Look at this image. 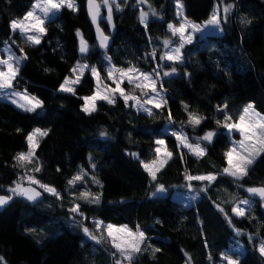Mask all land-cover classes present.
<instances>
[{
    "label": "trees",
    "instance_id": "obj_1",
    "mask_svg": "<svg viewBox=\"0 0 264 264\" xmlns=\"http://www.w3.org/2000/svg\"><path fill=\"white\" fill-rule=\"evenodd\" d=\"M86 1L75 0L78 11L61 9L53 21L46 23L47 33L41 43L33 46L22 43L10 23L22 19L35 0H0V53L9 44L15 50L23 48L27 54L14 82L15 90H26L43 102L41 110L26 113L0 97V195H9L7 189L19 177L34 176L63 197L59 205L48 210L14 199L0 212L3 264H115L110 245L94 244L83 233L69 228L66 208L73 203L81 205L86 227L99 220L105 225H127L133 231L139 226L145 231L142 251L134 256L132 264H221L225 253L238 259L239 264H264V255L259 252L264 243L262 204L256 199L243 217L231 211L239 200L252 198L239 186L264 187V153L242 180L222 172L227 167L224 154L230 148L222 126L225 112L234 118L252 104L264 115V1L229 0L235 3V12L221 23L223 35H206L184 47V62L175 65V74L162 79L167 104L153 109L151 116L126 106L119 96L114 104L98 102L96 111L86 114L81 97L93 95L96 86L90 72L74 86L75 95L58 89L72 75L77 62L95 67L102 78L109 59L116 68L135 66L153 72L161 63L162 38L173 17L172 0H147L151 7L162 10V19L148 20L147 27L140 22L135 0H118L122 10L113 5L111 34L101 21L104 33L113 40L105 53H100L94 43ZM179 1L185 16L196 23L210 19L217 2ZM77 30L89 45L86 57L79 53ZM153 49L155 59L150 55ZM162 65L170 70V64ZM123 88L130 90L126 84ZM225 104L224 112L217 110ZM184 105L188 111L205 117L199 126L193 128L187 123ZM169 110L174 123L167 118ZM35 128L49 130L48 135L41 138L33 163L21 167L16 154L28 151L26 136ZM180 130L190 140L213 131V140L205 146L206 155L193 157L178 147L171 133ZM101 132L106 135L101 136ZM156 139H164L173 156L153 182L141 160L153 158ZM132 153H137L139 159ZM37 166L39 172L33 170ZM81 170L88 173L84 182L70 186L68 181ZM185 171L217 175L207 191L197 200H189V205L186 198L172 196L174 188L185 186ZM93 176L100 184L93 182ZM192 183L199 186L196 181ZM157 184L165 185L167 192L153 196ZM76 191L99 194L100 203L79 200L74 197ZM219 208L224 209L231 223ZM236 241L243 246V253L232 250ZM154 248L160 251L154 252Z\"/></svg>",
    "mask_w": 264,
    "mask_h": 264
},
{
    "label": "snow or ice",
    "instance_id": "obj_2",
    "mask_svg": "<svg viewBox=\"0 0 264 264\" xmlns=\"http://www.w3.org/2000/svg\"><path fill=\"white\" fill-rule=\"evenodd\" d=\"M139 3H147V0H139ZM113 5H115L118 10H122L118 0H87V11L92 23L96 25L99 45L102 48L107 47L109 37L103 33L99 26L101 8L104 7L107 9L106 20L111 25L113 19ZM65 7L72 11H78V5L75 3V0H35L31 9L24 14L22 19L11 21L10 28L13 33L18 32L26 44L33 46L39 45L42 37L47 33V28L45 26L46 22L53 21L56 14ZM232 7L233 5L229 4L223 8L225 20L227 19L226 14L231 11ZM149 8H151V5H149ZM176 8L180 23L178 25L169 23L167 29L173 37H177L178 39L175 46H173L172 40L164 39L163 45L165 51L159 57L161 61L168 62L171 65L170 70H164V66L161 64H157L151 73L141 71L135 66L123 69L116 68L113 65L107 71V79L111 80L112 84L115 85V87H112L106 83L102 84V77L95 67L89 69L88 64L77 62L71 69L72 75L64 79L58 90L75 95L74 85L79 83L80 78L86 70H90L92 76L96 80V89L93 95L81 97L84 101L82 111L86 114L91 115L92 112L96 111V102L98 100H104L109 104H114L118 94L119 98L123 99L126 106H133L137 111H143L150 116L154 115L153 109H160L162 105L167 104V100L162 94V77L172 76L177 72V67L175 65L184 62L182 50L185 45L193 42L195 33H203L209 27L222 31L220 28L221 16L219 6H217L211 18L203 24L191 21L184 16L183 5L179 0H176ZM152 15H157L154 9L152 10ZM148 16V12L143 10L140 11L139 19L145 27H147ZM242 22L251 23V21L244 20H242ZM77 36L80 37L79 52L81 54H86L89 50V45L79 30H77ZM13 43H15V41H13ZM3 51L7 52L8 55L6 58L0 57V94L12 97L11 102L23 111L36 112L38 108L43 107V102L39 98L28 94L26 90L23 92L14 90V82L20 73L22 62L27 59V54L24 53L23 48H20L21 55H16V53L12 51L11 46L6 47ZM150 55L155 59L156 50L153 49ZM125 80L131 85V92L122 87ZM157 84H160V88L157 87ZM136 90H139V95L133 94ZM129 101H132L131 105H129ZM149 105H151V107H149ZM184 109L188 112L187 123L193 128L199 126L203 119H205V117L194 111H188L187 105H184ZM225 109H227V104L223 105V107H217V110L221 112H224ZM167 118L170 123H174L170 110ZM217 123L221 124V121L217 120ZM222 126L228 129L229 133L235 131L240 135V139L234 141L233 147L224 154L227 167L223 168L222 172L232 177L234 180H242L248 175L249 168L255 162L256 157L260 153H264V115L256 112L252 104H248L242 109V112L238 115L236 120H233L232 116L225 112ZM48 131L49 130L46 129L35 128L26 136L28 151L19 152L15 157V160L21 167L25 164L33 163L36 159V149L39 147V138L47 136ZM100 135L104 136L106 133L101 132ZM171 135L175 137L178 147L188 149V151L197 158L206 155V148L202 147L199 142H190L187 134L182 130L172 131ZM214 135V132L209 131L203 137H198L197 141L203 140L211 143ZM154 143L157 145L154 149V158L147 162L141 160L142 167L149 174L153 182L157 180L158 173L167 166L173 156V152L168 150L165 146L164 139H156ZM131 155L139 159L137 153H132ZM181 159H183V153H181ZM89 160H91V157H89ZM91 167L95 169V164L93 163ZM33 170L39 172L40 167L37 166ZM87 175V172L81 170V172L77 173L68 181V184L75 187L78 182L83 183L84 177ZM92 179L94 183L100 184V181L94 176ZM184 179L186 181L185 187L191 193H194L191 199H196L200 192H206L207 186H210L216 181L217 175L215 173L193 175L185 171ZM21 180H23V177H21ZM27 180L29 184L38 185L44 192L55 196L57 199H63L61 194L53 186L43 184L34 176H28ZM193 181H199L202 184L207 182V184L197 190L193 186ZM246 191L254 196L260 197V199L264 201V187H250L247 188ZM8 192L11 193V195H0V207L8 204L14 196L23 197L28 201L35 202L42 195L36 188L24 187L21 182H17L14 187H10ZM166 192L167 189L165 185L157 184L152 195L157 196L158 194H165ZM76 198L90 204L100 203V195L90 191L80 192ZM241 205H250V201L248 199H243L235 204L231 211L236 216L242 217L246 214L245 208L241 207ZM80 209L81 205L79 203H73L68 209L70 213L75 214L73 216L74 220L76 216L87 219ZM219 210L225 214L226 218H228V222L231 223V218L227 216L224 209L219 208ZM94 224L97 231H99L101 227L104 228L107 235V242L115 250L112 254L116 257L115 264H125V262H127V264H132L134 256L142 251L141 246L146 240L145 231L141 230L139 226L136 227L135 231L128 228L127 225L116 228L112 224L104 225V222L99 220L94 221ZM82 230L85 235L89 236L93 241L98 244L101 243V238L104 235L103 232L101 236L98 237L86 226L83 227ZM153 251L159 252L160 249L154 248ZM259 252L261 255H264V243L261 244ZM190 259L189 257V260ZM209 259H211V257H209ZM223 260L226 261V264H239L238 259H233V257L227 253L223 254ZM0 264H3V257H0Z\"/></svg>",
    "mask_w": 264,
    "mask_h": 264
},
{
    "label": "rangeland",
    "instance_id": "obj_3",
    "mask_svg": "<svg viewBox=\"0 0 264 264\" xmlns=\"http://www.w3.org/2000/svg\"><path fill=\"white\" fill-rule=\"evenodd\" d=\"M262 1H264V0H262ZM182 5H183V3L181 2V1H179ZM172 3H173V7H174V11L172 12V15H173V17H172V20L169 22V23H173V24H179L180 23V18L177 16V8H176V0H172ZM229 4H231V5H233V7H232V9H231V11L230 12H228L226 15H227V19L225 20L224 19V16H225V13L223 12V8L225 7V6H227V5H229ZM135 6L138 8V11H139V16H140V11L141 10H143V11H146V12H148L149 13V16H148V19H147V21L148 20H151V19H162V10L161 9H155V8H153V7H151V8H148V9H143V8H141L140 6H138L136 3H135ZM217 6H219V8H220V16H221V23H223V22H227L228 21V17L231 15V14H233L234 12H235V3L234 2H232V1H229V0H217V2H216V6H215V8H214V11L216 10V8H217ZM155 10L156 11V13H157V15H155V16H153L152 15V10ZM213 11V12H214ZM183 13H184V16H185V10H184V5H183ZM58 14V13H57ZM56 14V15H57ZM213 14V13H212ZM106 15H107V9L106 8H104V7H102L101 8V19H102V21H104L107 25H108V28H109V32H110V34L112 33V30H111V27H112V24L110 25L108 22H107V20H106ZM190 20V19H189ZM192 21V20H191ZM47 23V22H46ZM168 23V24H169ZM204 23V22H203ZM203 23H201V24H203ZM167 24V25H168ZM220 28L222 29V31H220V30H218V29H216V28H213V27H209L208 29H206L203 33H201V32H197V33H195V36H194V39H193V42L192 43H195L198 39H203L204 37H206V35H223V33H224V29L222 28V26H221V24H220ZM18 35H19V33L18 32H16ZM220 33V34H219ZM19 37H20V39L22 40V43H24V44H26L25 42H24V40L21 38V36L19 35ZM164 39H170V40H172L173 41V46H175V44H176V41H177V37H173L172 35H171V33L168 31V29H167V26H166V33H165V36L162 38V43H163V40ZM191 43V44H192ZM186 45H189V44H186ZM185 45V46H186ZM8 46H10L9 44H7V45H5V47L3 48V49H5L6 47H8ZM3 49L1 50V53H0V57H3V58H6L7 57V55H8V53L7 52H5V51H3ZM11 49H12V51L13 52H15L16 53V55H21V53H20V48H16L17 50H15V49H13L12 48V46H11ZM184 49V48H183ZM165 51V48H164V45H163V52ZM183 51V50H182ZM162 63L163 64H167L168 62H165V61H161V65H162ZM83 64V63H82ZM169 64V63H168ZM112 67V65L110 64V62L107 64V68H106V76L104 77V78H102V84L103 83H106V84H108V85H111L112 87H115V85H113L112 84V81L111 80H108L107 79V71H108V69L109 68H111ZM89 69H90V67H89ZM164 70H166L165 68H164ZM86 72H90L91 73V71L90 70H86L85 72H84V74L86 73ZM83 74V75H84ZM162 79H165L164 77H162ZM94 81H95V85H96V80H95V78H94ZM124 84H126L127 85V87H128V89H130L129 90V92H131L132 91V88H131V85H129L128 83H127V81L125 80V82H124ZM123 84V85H124ZM123 85H122V87H123ZM75 86V85H74ZM95 89H96V86H95ZM14 90H15V88H14ZM15 91H17V90H15ZM133 94H136V95H139V90H136V92L135 93H133ZM117 96H118V94H117ZM0 97H1V99L3 100V101H5V102H8V103H10V104H12L13 106H15L17 109H19L20 111H22V112H25V111H23L21 108H18L15 104H13L12 102H11V99H12V97H9V96H7V95H4V94H0ZM100 101H104V100H98L97 102H96V109H97V103L98 102H100ZM129 103L130 104H132V101H129ZM149 107H151V105H149ZM135 108V107H134ZM136 109V108H135ZM39 110H41V108H38L37 109V111H39ZM36 111V112H37ZM95 112V111H94ZM94 112H92V113H94ZM141 112H143V111H141ZM26 113H32V112H26ZM145 113V112H144ZM237 117L238 116H234V118H233V120H236L237 119ZM209 132V131H208ZM213 132V131H212ZM207 132H205L201 137H203L205 134H206ZM225 133H226V135L228 136V138H229V140H230V148L231 147H233V142L234 141H237V140H239L240 139V135H239V133L238 132H235V131H233V132H231V133H229V131H228V129H226V131H225ZM42 138V137H41ZM41 138H39V142H40V140H41ZM213 138H214V136H213ZM213 138H212V140H213ZM189 141L190 142H192V143H196V142H199L200 144H201V146L202 147H204L205 148V146L207 145V144H209V142L208 141H203V140H200V141H197V138H194V139H192V140H190L189 139ZM163 147V146H162ZM229 148V149H230ZM188 154H190V155H192L189 151H188V149H186V148H183ZM262 153H260L257 157H256V159H255V162H256V160L259 158V156L261 155ZM154 156H155V153H154ZM154 156H153V158H154ZM193 157H196V156H194V155H192ZM152 158V159H153ZM145 162H147V161H145ZM254 162V163H255ZM253 163V164H254ZM253 164L250 166V168L253 166ZM26 165V164H25ZM226 175V174H225ZM226 176H228V175H226ZM230 177V176H229ZM17 182H21L22 184H23V186L25 187V186H27V185H32V186H35L36 188H38V189H40V187L38 186V185H35V184H29V182H28V180H27V177H25V178H23V180H21V177H19L18 178V180L17 181H15L14 183H13V185L11 186V187H14L15 186V184L17 183ZM197 183H198V185L199 186H195V185H193L197 190H199L200 188H202V187H204L206 184H207V182H204L203 184L201 183V182H199V181H196ZM179 188H181L182 189V191L181 190H179ZM179 188H174L173 189V193H172V196L175 198V199H178V198H186L187 199V201H186V204L187 205H189L190 203H189V200H197L199 197H200V194L201 193H203V192H200V194H199V196L196 198V199H191V196H193L194 195V193H191L185 186H181V187H179ZM9 189V188H8ZM8 189H7V192H8ZM239 189L240 190H242V191H246V188L245 187H240L239 186ZM41 191L47 196L40 204H38V207L40 208V209H42V210H48V209H53L54 208V206L55 205H59L58 203L60 202V199H57L55 196H53V195H51V194H49V193H47V192H44V190L41 188ZM8 194L9 195H11V193H9L8 192ZM79 195V191H76L75 193H74V197H77ZM14 199H19V198H21V197H19V196H14L13 197ZM22 199V198H21ZM249 201H250V205H241V207H244L245 208V211L247 212L254 204H255V202H257V200L256 199H253V198H247ZM241 200H243V199H241ZM240 201V200H239ZM238 201V202H239ZM237 202V203H238ZM236 203V204H237ZM235 206V205H234ZM67 210L69 209V208H66ZM233 215H235L234 213H232ZM75 214H73V213H70L69 212V216H68V218H67V220H68V226H69V228H71L72 230H74V231H78V232H81V233H83V235L89 240V241H91L92 243H94L93 242V240L89 237V236H87V235H85V233L83 232V230H82V228L83 227H85L84 225H83V222H84V219H82L81 217H79V216H76V218H75V220L73 219V216H74ZM236 216V215H235ZM237 217H241V216H237ZM243 217V216H242ZM105 225V224H104ZM123 227V226H122ZM89 228V227H88ZM116 228H121V227H116ZM90 229V231H92L93 232V234H95V235H97L98 237L99 236H101V233L103 232L104 233V235H103V237L101 238V242H105V243H107L108 245H110L108 242H107V235H106V232L104 231V228L103 227H101V229L99 230V231H97L96 230V228H95V224L93 223V225H92V227H90L89 228ZM95 244V243H94ZM232 250H235V251H237V252H241V253H243L244 252V249H243V246L241 245V243L240 242H235V244L232 246ZM115 251V250H114ZM228 255H230V253H227ZM233 259H235V258H233ZM125 264H127V262H125ZM187 264H189V263H187ZM221 264H226V261L225 260H223V257H222V262H221Z\"/></svg>",
    "mask_w": 264,
    "mask_h": 264
},
{
    "label": "water",
    "instance_id": "obj_4",
    "mask_svg": "<svg viewBox=\"0 0 264 264\" xmlns=\"http://www.w3.org/2000/svg\"><path fill=\"white\" fill-rule=\"evenodd\" d=\"M135 2H136V4L138 5V6H140L141 8H143V9H148L149 8V2L147 1V3H144V4H141V3H139V0H135ZM85 10H86V14H87V18H88V20H89V23H90V25H91V27H92V29H93V34H94V43H95V45H96V47H97V50L100 52V53H105V52H107L108 50H109V48L112 46V42H113V40H112V37L110 36V35H107L108 37H109V39H108V41H107V47L106 48H102V47H100V45H99V39H98V36H97V30H96V25H94L93 23H92V21H91V18H90V16H89V14H88V11H87V1H86V4H85ZM101 21H102V19L100 18V20H99V26H100V29L103 31V29H102V27H101ZM103 33H104V31H103ZM105 34V33H104ZM106 35V34H105ZM80 53V52H79ZM88 54H89V51L86 53V54H81L80 53V55H82V56H84V57H86V56H88ZM25 187H33V188H36L35 186H32V185H27V186H25ZM37 189V191H40L41 193H42V195L35 201V202H32V201H28V200H26L25 198H23V197H21L30 207H35L36 205H38V204H40L44 199H45V194L40 190V189H38V188H36ZM159 195V194H158ZM247 195H249L250 197H257L258 198V196H254V195H252V194H250V193H248L247 192ZM13 200H14V198L8 203V204H6V205H4V206H2V207H0V212H2L4 209H6L7 207H9L11 204H12V202H13ZM262 208L264 209V203L262 204Z\"/></svg>",
    "mask_w": 264,
    "mask_h": 264
},
{
    "label": "flooded vegetation",
    "instance_id": "obj_5",
    "mask_svg": "<svg viewBox=\"0 0 264 264\" xmlns=\"http://www.w3.org/2000/svg\"><path fill=\"white\" fill-rule=\"evenodd\" d=\"M252 198L258 199V200H259V202H260L261 204H263V203H264V201H262V200L260 199V197H258V198H257V197H253V196H252Z\"/></svg>",
    "mask_w": 264,
    "mask_h": 264
},
{
    "label": "crops",
    "instance_id": "obj_6",
    "mask_svg": "<svg viewBox=\"0 0 264 264\" xmlns=\"http://www.w3.org/2000/svg\"><path fill=\"white\" fill-rule=\"evenodd\" d=\"M93 242H94V241H93ZM94 243H96V242H94ZM187 263H189V261H188ZM187 263H186V264H187Z\"/></svg>",
    "mask_w": 264,
    "mask_h": 264
}]
</instances>
